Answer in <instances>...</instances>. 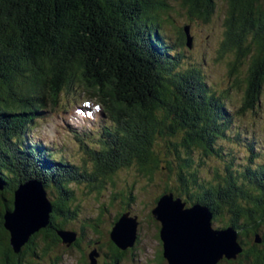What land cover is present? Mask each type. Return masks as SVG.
Wrapping results in <instances>:
<instances>
[{"label": "trees", "instance_id": "1", "mask_svg": "<svg viewBox=\"0 0 264 264\" xmlns=\"http://www.w3.org/2000/svg\"><path fill=\"white\" fill-rule=\"evenodd\" d=\"M217 3L224 12L220 58L233 56L234 87H241V68L248 65L239 111L246 116L261 108L264 89V0H0V178L6 185L0 192V264H39L52 256L64 244L59 232L77 233L68 229L78 220L75 186L88 184L100 193L107 180L115 185L120 169L135 164L151 182L165 173L170 184L163 195L173 193L189 207L206 205L213 223L224 225L218 229L235 227L243 244L239 264H264V162L253 164L254 144L247 149L250 165L238 169L231 156L222 173L214 170L210 180L201 175L205 159L225 160L222 141L241 140L242 128L228 103L231 93L208 86L201 68L186 56L185 49L193 48L186 31L193 38L191 26H177L173 13L179 4L190 22L210 24ZM173 35L174 44L168 39ZM77 89L102 108L94 113L101 125L95 146L86 145L91 170L70 163L65 147L28 137ZM29 180L53 189L57 200L50 226L15 254L3 215L12 209L15 190ZM127 213L130 209L113 227ZM77 235L71 247L64 245L80 247L84 237ZM258 235L261 243L255 241ZM108 249L111 264H120L129 252L112 240ZM159 261H167L164 250ZM86 262L92 264L90 258ZM62 263L60 256L51 261Z\"/></svg>", "mask_w": 264, "mask_h": 264}, {"label": "rangeland", "instance_id": "2", "mask_svg": "<svg viewBox=\"0 0 264 264\" xmlns=\"http://www.w3.org/2000/svg\"><path fill=\"white\" fill-rule=\"evenodd\" d=\"M174 8L173 18H175L177 26L181 27L187 24L191 26L194 42L193 48L190 50L191 53H189V49H185L186 56L193 65L201 68L208 86H212L218 91L231 93L232 100L228 103L233 104L231 108L237 118L236 125L242 128L241 140L231 138L222 141L221 145L227 154L224 161L218 158L203 161L204 166L201 168L203 179L210 180L213 171L216 169L222 173L225 166L232 163L231 156L234 158V167L238 166V169H241L242 165H250L247 159L252 153L248 152L247 149L252 143L254 144V151L258 154V158H254L253 164L263 163L264 89L262 90L261 108L257 109L256 112L248 110L246 116H240L239 111L244 105L247 88L245 78L248 74V65L245 64L241 68L243 73L241 87H234L237 75L233 76L229 67V61L233 56L229 57L228 54L224 56V59L220 58L221 44L224 40L222 3H217V11L210 24L202 22L197 24V21L190 22L186 13L180 9L179 4H174ZM171 31L173 32V30ZM168 39L172 44L176 42L174 35L173 38L171 37L172 40L169 37ZM178 49L180 48H177V52ZM190 60L189 63H191ZM241 77L238 76V78ZM63 104L64 108L56 116L48 121H42L37 125L35 132L31 131L28 134V137L32 138V142L43 144V146H46L48 142L55 144L56 147H65V154L71 160L70 163L91 170L93 162L86 152V145L89 148L95 146L93 139L97 138L98 129L101 128V125L94 113H100L102 108L80 89L72 90L69 96L65 95ZM231 108L229 107L228 110ZM159 147L161 148V146ZM57 152L55 150L51 153L57 154ZM113 181L115 185L107 180L106 188L100 193L90 191L88 184L75 186L77 197L75 207L78 209V220L71 222L68 229L77 231L84 239L80 243V247H75L73 250L64 244L59 245L52 256L38 261L39 264H51L56 256L62 257V264H84L85 260L89 261L90 255L95 252L99 254V257L96 256L97 264H111L110 249H108L111 242L110 232L113 228V222L124 209H130L131 215L137 216L139 242L138 245L134 246L133 251L128 250L127 256L120 264H169L167 261H159L160 252L163 251V243L160 240L161 224L151 216V212L156 207V200L163 195L164 190L169 186L170 180L165 178V173L161 172V175L151 182L138 172V167L135 164L130 168L120 169L114 174ZM45 190L49 200L52 203L55 202L57 200L56 192L51 188H45ZM130 193L135 199L132 204L128 200L131 196ZM92 224L98 226L97 231L91 229ZM223 226L219 223H213L215 229L223 228ZM83 227L85 228L84 232ZM36 242L40 248L45 244L41 235ZM106 254L109 255L106 256ZM221 264H239V262L238 260H228Z\"/></svg>", "mask_w": 264, "mask_h": 264}, {"label": "water", "instance_id": "3", "mask_svg": "<svg viewBox=\"0 0 264 264\" xmlns=\"http://www.w3.org/2000/svg\"><path fill=\"white\" fill-rule=\"evenodd\" d=\"M188 45L193 38L186 29ZM5 183L0 178V192ZM53 204L43 184L37 180L21 183L13 194L12 209L3 215L4 228L10 235V246L20 254L33 236L50 226ZM154 218L161 224L160 239L164 258L169 264H220L223 260H236L243 252L239 233L233 226L225 229L213 227L214 214L206 205L188 204L173 193L164 194L153 210ZM139 222L130 213L123 215L114 224L112 242L121 250L134 248L138 240ZM67 247L78 239L75 232H59ZM256 243H261L259 235ZM97 252L90 255L92 264H97Z\"/></svg>", "mask_w": 264, "mask_h": 264}]
</instances>
